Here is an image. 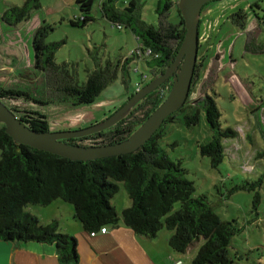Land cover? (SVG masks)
Wrapping results in <instances>:
<instances>
[{
	"label": "trees",
	"instance_id": "obj_1",
	"mask_svg": "<svg viewBox=\"0 0 264 264\" xmlns=\"http://www.w3.org/2000/svg\"><path fill=\"white\" fill-rule=\"evenodd\" d=\"M77 5L80 16L70 22L73 26L84 27L94 20L95 0H77ZM41 7V0H24L22 5L9 6L1 19L10 25L18 24L29 19L32 12ZM172 7H176L177 22H172L169 17ZM99 8L104 17L119 29L123 25L133 29L138 38V47L125 59L118 62L108 60L106 65H99L89 72L83 82L77 78L74 67L56 62V52L65 40L47 42L48 36L55 30L53 24L44 19L33 35L36 67L43 70L47 77L56 80L58 92L74 106L94 103L99 94L118 78L119 72L124 75L130 72L133 61H141L152 74L164 71L174 60L185 36V20L181 15L179 0H159V24L141 28H136L137 0H131L123 8H117L115 0H101ZM247 15L240 9L231 19L240 29L246 30L252 25L260 27L263 21L259 15L255 14L256 23L249 26ZM257 42L255 36L248 35L247 48H253ZM206 62V59L198 60L185 104L172 113L138 150L131 153L87 161L72 160L16 142L6 132L5 125L0 123V239L56 244L62 262L78 264L77 238L63 232L58 220L43 224L36 214L26 209L29 204L47 206L62 200L73 206L75 219L89 232H100L101 227L117 225L121 221L137 234L148 237H156L161 230L169 229L174 232L170 246L180 253H186L194 242L203 239L192 264H239L237 259L243 257L239 254L236 256L237 252L232 251L233 238L242 230L236 219L223 220L215 211L208 194L195 195V182L188 177V168L182 159L171 158L163 144L170 124L180 122L195 126L200 123L203 113L212 137L200 144L201 154L210 157L213 167H219L231 155L225 141L239 136V131L224 126L216 97L206 92L200 101H190L193 85L201 76ZM141 75L140 84L146 83L148 74ZM171 86L172 82H167L149 93L116 125L65 141L92 145L116 143L127 138L164 101ZM22 95L27 93L0 85V98L12 101L7 105L23 122L37 131H50L51 123L46 114L14 104ZM261 135L264 139V133ZM257 155L263 156L264 152ZM261 182L262 178L245 180L232 187L230 194L237 190H254V207L257 209L261 203V192L257 186H261ZM120 183H123L131 200V205L124 208L121 214L111 201L119 192ZM177 202H180V208L174 210Z\"/></svg>",
	"mask_w": 264,
	"mask_h": 264
},
{
	"label": "rangeland",
	"instance_id": "obj_2",
	"mask_svg": "<svg viewBox=\"0 0 264 264\" xmlns=\"http://www.w3.org/2000/svg\"><path fill=\"white\" fill-rule=\"evenodd\" d=\"M100 1L95 0L94 20L84 27H77L70 22L80 16L77 0H41L40 9L34 10L29 19L14 25L3 21L1 16L9 6L22 5L24 0H0V85L27 93L14 104L46 114L51 131L80 129L103 121L138 89L142 82L141 73H151L141 61H133L130 72L125 75L119 72L118 78L99 94L94 103L74 106L58 92L56 80L36 67L33 35L44 19L55 26L47 42L65 40L56 52V62L74 67L80 82L85 81L89 72L99 65H106L108 60L118 62L131 55L138 47L134 30L123 24L119 29L104 17L99 8ZM130 1L115 0V4L117 8H123ZM158 2L137 0L136 28L159 24ZM240 9L246 14L259 15L263 21L260 27L251 26L249 30V26L245 30L235 25L231 16ZM204 10L199 36L204 45L208 39L209 50L213 45L214 48L193 85L190 101H200L206 92L214 95L224 126L237 129L239 136L225 141L232 153L219 167H213L210 157L200 152V144L212 137L203 113L198 125L170 124L163 144L171 158L182 159L188 168V177L195 182V195L208 194L223 220L236 219L242 230L233 238L232 251L243 257L237 262L264 263V155H257L264 152L261 135L264 133V45H261L264 44V0H219L211 2ZM169 13L172 22L179 20L176 7H172ZM248 35L255 36L258 41L250 49L247 48ZM2 100L6 104L12 102L7 98ZM259 178H262L261 186H257L261 203L257 209L254 207V190H237L230 194L236 184ZM129 200L123 183H120L112 204L121 214L131 205ZM40 208L49 207L29 204L26 209L35 212ZM179 208L180 202L175 203L174 210ZM201 241L203 239L194 242L193 246Z\"/></svg>",
	"mask_w": 264,
	"mask_h": 264
},
{
	"label": "water",
	"instance_id": "obj_3",
	"mask_svg": "<svg viewBox=\"0 0 264 264\" xmlns=\"http://www.w3.org/2000/svg\"><path fill=\"white\" fill-rule=\"evenodd\" d=\"M214 0H179L186 32L179 50L166 69L128 97V99L103 121L80 129L60 131H37L23 122L0 98V123L13 139L36 149L48 151L72 160H94L97 158L131 153L138 150L164 124L165 120L186 102L199 59V25L206 4ZM172 77V86L164 101L154 109L146 120L127 138L116 143L80 145L66 139L88 136L108 129L126 118L149 93L157 90Z\"/></svg>",
	"mask_w": 264,
	"mask_h": 264
},
{
	"label": "crops",
	"instance_id": "obj_4",
	"mask_svg": "<svg viewBox=\"0 0 264 264\" xmlns=\"http://www.w3.org/2000/svg\"><path fill=\"white\" fill-rule=\"evenodd\" d=\"M59 201L62 200L32 213L43 224L58 220L63 232L77 238L78 264H172L176 259L192 264L202 244L201 241L197 246H190L186 253H180L170 246L172 230L163 229L156 237H148L137 234L122 221L117 225H107L106 233L99 232L93 236L75 219L73 206ZM0 264L67 263L59 259L56 244L0 239Z\"/></svg>",
	"mask_w": 264,
	"mask_h": 264
},
{
	"label": "flooded vegetation",
	"instance_id": "obj_5",
	"mask_svg": "<svg viewBox=\"0 0 264 264\" xmlns=\"http://www.w3.org/2000/svg\"><path fill=\"white\" fill-rule=\"evenodd\" d=\"M256 13H254V15H251V14H248L247 15V18H246V21H247V24H248V26L249 25H252L254 22H255V18L254 17H257L256 15H255ZM253 26V25H252ZM249 30H250V27H249ZM207 45H208V39H207ZM206 45V44H205ZM204 45V41L202 40L201 41V38H200V36H199V49H198V56H199V59L198 60H207L210 56V53H212L211 52V50L214 48V45L211 47V49L209 50L208 48H207V45L205 46ZM198 62V61H197ZM206 65H207V62H206ZM156 74L154 73V74H152V73H150V75H148L149 76V78H148V81L151 79V78H153L154 76H155ZM147 81V82H148ZM170 83V82H172V77H170L165 83ZM165 83H163V84H165Z\"/></svg>",
	"mask_w": 264,
	"mask_h": 264
},
{
	"label": "built area",
	"instance_id": "obj_6",
	"mask_svg": "<svg viewBox=\"0 0 264 264\" xmlns=\"http://www.w3.org/2000/svg\"><path fill=\"white\" fill-rule=\"evenodd\" d=\"M142 85L143 84H139L138 87H140ZM107 229H108L107 226H103V227H101L100 232L106 233L107 232ZM98 233H99V231L98 232L97 231H92L91 232V235L95 236ZM172 264H186V262L183 259H176V260H174V262Z\"/></svg>",
	"mask_w": 264,
	"mask_h": 264
}]
</instances>
